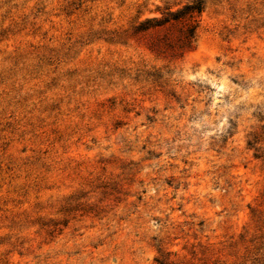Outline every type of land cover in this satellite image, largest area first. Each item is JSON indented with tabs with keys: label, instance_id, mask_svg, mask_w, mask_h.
<instances>
[{
	"label": "rangeland",
	"instance_id": "obj_1",
	"mask_svg": "<svg viewBox=\"0 0 264 264\" xmlns=\"http://www.w3.org/2000/svg\"><path fill=\"white\" fill-rule=\"evenodd\" d=\"M156 261L264 264V0H0V264Z\"/></svg>",
	"mask_w": 264,
	"mask_h": 264
},
{
	"label": "trees",
	"instance_id": "obj_2",
	"mask_svg": "<svg viewBox=\"0 0 264 264\" xmlns=\"http://www.w3.org/2000/svg\"><path fill=\"white\" fill-rule=\"evenodd\" d=\"M203 9L204 5L201 1L190 2L175 11L165 9V13H162L160 18L145 19L138 23L133 29L134 34L149 31L163 33L157 42L151 44L152 50L181 58L194 48L195 33ZM172 28L176 30L175 35L170 33ZM156 263L168 264L162 261H156Z\"/></svg>",
	"mask_w": 264,
	"mask_h": 264
}]
</instances>
